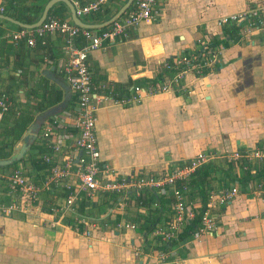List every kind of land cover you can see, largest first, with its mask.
Instances as JSON below:
<instances>
[{
	"label": "crops",
	"instance_id": "obj_1",
	"mask_svg": "<svg viewBox=\"0 0 264 264\" xmlns=\"http://www.w3.org/2000/svg\"><path fill=\"white\" fill-rule=\"evenodd\" d=\"M47 1L20 0L19 5L39 4L43 9ZM125 1L112 0L100 11L81 19L101 23L113 16ZM9 3L0 0L3 7L0 14L19 20L11 14H18L21 6L15 1ZM132 4L133 1L128 9ZM260 4L258 0H160L161 10L156 20L142 21L130 29L127 37L89 54L93 83L106 87V96L98 103L95 123L102 178L132 176L135 179L142 173L164 175L189 162L197 153L206 152L213 155L208 162L216 168L206 185L207 192L239 188L238 182L226 172L241 177L246 170L241 163L227 157L235 151L264 149V45L257 29L250 25L251 19L227 25H218L217 20L223 15L247 13ZM54 6L60 10L57 17L72 22L66 5ZM110 24L90 29H104ZM17 26L0 18V90L8 84L9 75H18L14 70L13 50L8 46L10 43L16 46L9 37L18 30ZM44 38L60 56L48 59L43 56L46 50L37 44L26 46L30 56L25 62L33 71L28 86L39 92L46 85L62 89L43 71L50 70L62 79L60 70L66 60L59 35L49 34ZM207 42L216 47L215 61L202 74L193 70L185 72L178 84L185 85L186 90L178 86L145 92L139 101L133 100L132 86L137 84L146 88L149 83L170 82L176 86L175 71L164 68V62L201 52L202 43ZM42 56L44 59L40 61ZM32 58L39 60L38 63L33 65ZM17 89L15 100L24 108L32 100L26 96L27 88ZM62 92L60 101L64 97L63 89ZM70 93V101L59 112L61 115L57 113L45 119L55 127L51 136L43 137L40 130L18 161L0 166V204L6 209L0 210V264H264V199L247 191L248 184L253 185L249 181L243 182L245 190L240 187L229 202L211 209L218 226L212 234L201 233L175 244L163 242L154 230L166 228L172 218L174 196L159 192L158 198L171 196L173 201L155 219L150 212L156 210L159 201L154 206V197L151 198L153 203L150 202L148 209L132 188L120 195L98 192L91 197L83 196L75 206L77 217L92 219L94 224L89 225L88 234L76 232V227L80 232L85 227L77 225L62 207L68 194L64 184L77 183L75 163L69 177L60 184L42 187L50 169L44 153L56 157L59 164L64 154L74 153L76 128L67 125L66 117L64 122H53L55 118H63L65 111L75 109L76 96ZM128 96L129 101L122 100ZM0 100L6 104V109L0 106L1 120L11 101L6 93L0 95ZM39 113H34L33 121ZM27 128L16 144L21 142ZM56 143L60 146L58 152L53 150ZM15 145L12 154L17 152ZM39 147L45 150L40 152ZM41 158L44 163L32 162ZM16 169L41 186L35 201L21 202L19 193L9 192V177ZM259 180L262 178L256 181ZM176 184L187 186V180ZM186 195L195 210L205 208L196 188L188 186ZM153 218L156 222L150 226L148 220ZM131 224L136 227L131 228Z\"/></svg>",
	"mask_w": 264,
	"mask_h": 264
},
{
	"label": "built area",
	"instance_id": "obj_2",
	"mask_svg": "<svg viewBox=\"0 0 264 264\" xmlns=\"http://www.w3.org/2000/svg\"><path fill=\"white\" fill-rule=\"evenodd\" d=\"M112 0H89L82 3L80 0H73L76 15L81 18L92 12H98L102 7ZM261 4L258 8H253L249 12L223 15L218 18V25H227L234 22H242L247 18L251 19V24L260 34V41L264 45V0H258ZM160 0H133V4L121 17L113 21L108 27L99 30L82 28L74 22L61 19L57 16H48L40 26L27 29L23 28L11 33L10 40L17 44L24 40L29 47L36 45L38 39L49 34H60L63 37V51L66 60L61 67V76L66 82L70 91L76 96V107L72 111L67 110L63 118H55L56 122H64V117L69 119L67 125H71L77 130L74 139V153L64 154L60 164L49 154H44L43 158L50 164L49 174L43 181V188H48L52 184H60L69 177L71 167L76 165L75 175L77 183L72 185L67 182L64 184L68 194L64 200L63 211L77 221V225H83L85 229L80 232V228H75L76 232L88 234L90 224L93 225L92 219H78L75 206L78 201L84 197H91L100 192H114L117 194H125L126 189L132 188L137 194L143 190H150L156 194H168L174 196L173 216L167 222L166 228L157 227L154 230L155 235L160 236L165 243L175 238L186 226L191 223L196 215L200 214L199 225L194 232L193 237H197L201 233H213L218 226L214 213L211 211L216 205H224L239 193V188L220 189L218 191L210 190L207 196L205 208L202 211L195 210L194 203L186 200L187 186H177V182L189 179L191 174L199 166L207 163L211 158V154L206 152L197 153L189 162L175 168L170 173L164 175H154L150 173H142L137 178L129 176L118 178H102L103 172L100 166V150L98 139L95 131L96 110L101 98L106 96L105 86H97L92 81L90 64L88 61L89 54L101 47H105L117 40L128 36L132 27L137 26L142 21H154L160 14ZM0 12L3 7L0 6ZM249 15V16H248ZM249 22V21H248ZM201 52H195L191 55H181L164 62V68L175 71V85L170 82H160L156 84L149 83L145 88L142 85L132 86L133 100L139 101L141 94L152 93L158 90H168L170 88H178L179 81L183 79L185 72L193 70L196 74H202L204 68H207L215 60L216 47H212L209 43H202ZM212 47V48H211ZM180 89L186 90L185 85ZM129 101V96L122 99ZM2 109H6V104L0 100ZM59 115H61L59 113ZM54 125L45 121L40 130L41 135L49 138L53 132ZM39 130V131H40ZM60 146L56 143L53 150L58 152ZM229 160L239 162L242 168L248 170L252 167L253 172H257L264 165V149L254 148L253 150L240 152L235 151L227 157ZM57 163V164H54ZM248 183V182H247ZM41 186L30 181L22 170L16 169L9 177V192L11 194L19 193L22 197L21 202H33L38 198ZM248 192L254 195H261L264 199V179L256 181L253 185L246 187ZM160 192V193H159ZM154 206L158 203L155 200ZM19 208V205L18 207ZM0 210L6 211L4 205L0 204ZM135 228V224L130 225ZM163 257V256H162ZM164 258V257H163Z\"/></svg>",
	"mask_w": 264,
	"mask_h": 264
},
{
	"label": "trees",
	"instance_id": "obj_3",
	"mask_svg": "<svg viewBox=\"0 0 264 264\" xmlns=\"http://www.w3.org/2000/svg\"><path fill=\"white\" fill-rule=\"evenodd\" d=\"M13 1L19 5L20 0H9V5L13 4ZM87 1V0H86ZM86 1H82V3H86ZM88 2V1H87ZM59 6H65L64 3H58ZM21 6L18 11L19 13L11 14L15 17H17L19 20H21L24 23H33L35 22L41 11L42 6L39 4H25L24 2H21L19 5ZM57 7L53 6L49 10L48 16H56L60 14V10L56 9ZM18 30L23 29L20 26H17ZM60 39L62 40L61 45L64 43L63 37L58 34ZM10 40V37H9ZM4 41L8 42L7 39H4ZM46 39L43 37L41 39L37 40V47H41L46 50V52L43 53V56L47 57L48 59H58L60 56V52H53V47L48 44H46ZM9 48L13 50L14 53V70L18 72V75L11 74L8 76V84L5 86L4 90H0V95L2 93H6L9 96V100L11 101V104L6 112L3 113V116L0 120V127L2 126L3 129L0 130V159L8 158L12 152L13 147L16 144V142L21 139L22 134L24 133L25 129L29 126L31 121L34 119V113L35 112H42L46 110L47 108L57 104L63 95L61 88H54L52 86H44L42 91L39 92L38 89H35L33 87L29 88L28 81L32 77L33 71L29 69V66H27V63L25 62L26 57L28 55L30 56L29 49L26 47L24 40L19 41L16 46H13L11 43L8 44ZM39 58L40 61L44 59V57ZM39 61V60H38ZM38 61L34 58L31 59V63L34 65V63H38ZM45 78V77H44ZM47 79V78H45ZM27 88L26 96L32 100V102H29L25 104L24 108L19 107V103L15 100L14 92L17 91V88ZM12 117V118H11ZM16 118V119H15ZM13 119V120H12ZM15 119V121H14ZM40 152H43L45 149L40 148ZM46 154V153H44ZM33 163H41L44 161L37 160L32 161ZM215 165L212 162H207L198 168L195 169V171L191 174L189 179L187 180V187H193L196 188L197 191H199V195L201 197V203L206 204L207 202V183L210 180V176L213 170H215ZM227 175L235 180V181H242L244 183L248 182L252 178H262L264 179V165L258 170L257 172H250L249 170L244 171L242 173L241 177H235L231 176L228 172H226ZM179 184V183H178ZM178 185V186H182ZM151 196V197H150ZM172 196V195H171ZM171 196L168 198H158V195L156 192H151L150 190H143L138 196V200L140 203L145 206L151 208V203H153V200L159 201V206L156 208L155 211H151V216H154L156 219V216L163 215L164 212V206L169 205L173 201V197L171 199ZM151 200V198H153ZM138 201V203H139ZM152 201V202H151ZM151 202V203H150ZM156 212V213H155ZM155 213V215H154ZM152 219V221L148 220V224L152 226L156 220ZM170 219V218H169ZM199 219L200 214L198 213L196 217L192 220L191 223L184 226L182 231L172 240H170L169 244H175L182 240H190L193 237L194 232L197 230V227L199 225ZM149 227V226H147ZM156 226H154L155 228ZM166 244L163 245V249H165Z\"/></svg>",
	"mask_w": 264,
	"mask_h": 264
},
{
	"label": "water",
	"instance_id": "obj_4",
	"mask_svg": "<svg viewBox=\"0 0 264 264\" xmlns=\"http://www.w3.org/2000/svg\"><path fill=\"white\" fill-rule=\"evenodd\" d=\"M133 0H126L120 8L117 10V12L111 16L109 19L101 22V23H88L84 22L81 18H79L76 13H75V8L71 0H48L45 5L43 6L42 12L39 16V18L33 22V23H24L21 22L17 19L11 18L7 15L0 14V18H4L6 20H9L13 22L14 24H17L18 26L22 28H27V29H33L42 24V22L48 17L49 15V10L57 3H64L71 14V20L74 22L76 25L90 29V28H98L102 26H106L110 24L112 21H114L116 18H118L125 10L128 9L130 4L132 3ZM43 73L48 76L50 79L55 81L57 84H59L63 91H64V97L62 101H60L58 104L47 108L43 112L37 114L35 120L28 126L25 135L23 136L22 140L20 143H17L15 145V150H17L16 153L12 154L8 158L0 159V166H7L12 164L13 162L18 161L23 153L28 149L29 144L36 138L42 124L44 123L45 119L48 118L49 116L55 115L62 110L66 108V105L70 101L71 93H70V87L67 85L62 79H59L52 71L50 70H44Z\"/></svg>",
	"mask_w": 264,
	"mask_h": 264
},
{
	"label": "rangeland",
	"instance_id": "obj_5",
	"mask_svg": "<svg viewBox=\"0 0 264 264\" xmlns=\"http://www.w3.org/2000/svg\"><path fill=\"white\" fill-rule=\"evenodd\" d=\"M81 18H83V19H86L85 18V16H82ZM262 147V146H261ZM211 156H213L212 154H211ZM214 156H216V155H214ZM250 172H252V173H254L253 172V170H252V167L250 166L249 167V169H248ZM256 180H257V178H252L251 180H249V182L250 183H252V184H254L255 182H256ZM238 182V184H237V186L240 188L241 187V190H245V188H244V186H243V182L242 181H237ZM111 193H114V192H111ZM120 195V194H119ZM118 195V196H119ZM107 202H109L108 200H106ZM115 202V201H114ZM156 237V236H155ZM158 237V236H157ZM160 238V237H159ZM161 239V238H160Z\"/></svg>",
	"mask_w": 264,
	"mask_h": 264
}]
</instances>
